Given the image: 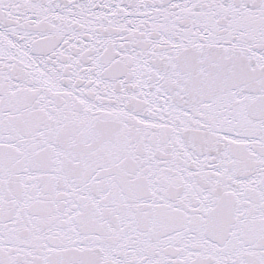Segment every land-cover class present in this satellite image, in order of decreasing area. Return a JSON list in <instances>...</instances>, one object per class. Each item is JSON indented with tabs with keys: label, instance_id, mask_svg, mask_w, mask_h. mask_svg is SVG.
Listing matches in <instances>:
<instances>
[{
	"label": "snow or ice",
	"instance_id": "snow-or-ice-1",
	"mask_svg": "<svg viewBox=\"0 0 264 264\" xmlns=\"http://www.w3.org/2000/svg\"><path fill=\"white\" fill-rule=\"evenodd\" d=\"M0 264H264V0H0Z\"/></svg>",
	"mask_w": 264,
	"mask_h": 264
}]
</instances>
